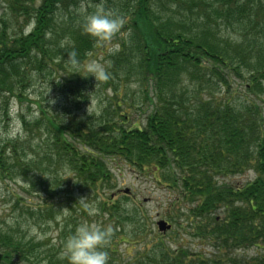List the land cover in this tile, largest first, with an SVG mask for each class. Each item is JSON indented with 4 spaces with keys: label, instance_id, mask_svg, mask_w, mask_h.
<instances>
[{
    "label": "trees",
    "instance_id": "16d2710c",
    "mask_svg": "<svg viewBox=\"0 0 264 264\" xmlns=\"http://www.w3.org/2000/svg\"><path fill=\"white\" fill-rule=\"evenodd\" d=\"M100 3L117 5L124 21L119 50L108 56V81L72 73L65 61L73 47L85 61L98 45L80 25ZM0 6V121L6 125L16 104L20 131L0 140V179L19 178L41 193L38 204L26 206L34 219L56 224L67 208L59 227L66 237L60 228L73 227L74 213H83L65 190L66 178L99 197L113 231L125 223L142 229L134 218L139 209L112 195V165L125 167L176 193L164 217L198 247L186 251L178 234L174 246L153 239L129 264H264V0H0ZM232 78L246 95L229 92ZM130 80L143 89L127 105L121 81ZM95 84L111 89V97L98 113L81 115ZM44 88L55 93L56 108L44 105ZM146 104L143 122L131 121V110ZM247 173L246 181L234 180ZM38 245L0 231V264H65L58 250L40 255ZM107 251L115 264L109 245Z\"/></svg>",
    "mask_w": 264,
    "mask_h": 264
},
{
    "label": "rangeland",
    "instance_id": "374dc122",
    "mask_svg": "<svg viewBox=\"0 0 264 264\" xmlns=\"http://www.w3.org/2000/svg\"><path fill=\"white\" fill-rule=\"evenodd\" d=\"M107 8V10L114 12L118 10L117 5L115 7L108 6ZM2 13L3 7L0 6V15ZM120 36L121 30L115 35L114 41L116 42ZM108 47V44L98 42L96 48L89 56H87L85 61L89 58H98L101 56L108 60V56L112 53L108 51ZM121 82L126 84V94L123 95V99L126 104L130 105L131 103H137L138 90L139 88H143L139 87L133 80H130L129 82ZM229 85L230 93L234 92L238 97H240L241 94L246 95L245 90L242 89V83L239 79L232 78ZM44 89V96H42V99H44V105L56 108L58 102L54 98L55 93L48 88ZM100 89V86L95 84L93 90L96 94H92L88 104H86L80 111L81 115L98 113L99 109L106 104L104 101L108 97H111L110 95L112 94V90L109 88H103V90ZM220 97L224 100L228 96L226 93H223ZM99 100H101V102ZM99 102L104 104L101 106L99 105ZM23 107H25V104ZM16 108V104H13L11 108L10 120L6 121V125L0 121V140L6 138L7 136L13 137L18 132L20 133ZM145 109H147V104L143 105L142 109L139 111L136 109L131 110V115L129 116L131 121H135L136 123L143 122L145 115L148 113ZM112 167V171L116 177V187L112 190V195H114L116 199H125L123 203L126 204V208L133 209V207L136 206L139 210H136L137 214L134 218L135 220L140 219L143 225H145L142 229H138L133 225L125 223L124 225L122 224L123 230L120 227V231L122 232H119V230L113 231L111 236L112 240L108 243V245L111 247L112 251L109 253V256L113 258L115 264H129L130 260H132L131 256L141 255L144 249L147 251L152 248L153 239L160 238V240L174 246L173 243L177 241V234L182 235V244L185 245L184 249H186V251L189 252L198 250L197 245L195 247L196 242L193 238L184 232L182 234L180 232L181 230H175V227H173L170 232L164 234L157 231L156 222L160 219L167 221L164 215L167 213V206L176 197V193L154 185L150 178L139 176L125 167L120 170L114 165H112ZM248 177H252V175L248 173L238 175L234 177V180L242 182L246 181ZM64 183L66 192H70L76 200L83 197L87 198L89 202H94L98 212L95 216L88 217L82 210L79 201H77V207L80 208L83 213H80L79 211L74 213L76 219L75 225L68 229H63V227H61L60 229L62 230V235L67 236L74 229V227L83 220L105 225L106 216L104 217L103 213H101L98 208L99 197L88 196L86 192L78 189L75 183L70 181V179H65ZM124 191H127V193L125 194ZM39 193V191L28 188V186H26L19 178H15L14 180H12V178L0 179V231H8L9 233L24 237L25 241L33 240L35 243H38L39 247L37 252L40 255L49 249H55L59 252L63 241L59 232L60 219L66 214L67 208H63V215L56 222V224L48 221V219H45V221H38L37 219H34L32 215L29 214L26 206H35L38 204L40 202L41 194ZM66 201L69 202L70 198ZM180 206L183 207V205ZM77 207L76 210H78ZM24 208L27 209L26 212H24ZM124 242H128L130 245ZM43 257L44 256H41V259H44Z\"/></svg>",
    "mask_w": 264,
    "mask_h": 264
},
{
    "label": "clouds",
    "instance_id": "9594fccd",
    "mask_svg": "<svg viewBox=\"0 0 264 264\" xmlns=\"http://www.w3.org/2000/svg\"><path fill=\"white\" fill-rule=\"evenodd\" d=\"M124 21L116 12L107 10L103 4H97L94 11L86 12L82 16L81 31L97 42L108 44V51L119 50V43L114 41L115 35L121 30ZM69 44L70 38L65 37ZM66 63L72 73L83 70L85 78L92 76L95 81H108L111 78L110 61L102 56L81 61L75 48L67 53ZM71 73V74H72ZM66 179V178H65ZM80 206L88 217L98 212L94 202L87 198H79ZM113 228L110 224L101 225L88 220L78 223L63 239L58 259L65 264H108L107 245L110 242Z\"/></svg>",
    "mask_w": 264,
    "mask_h": 264
},
{
    "label": "water",
    "instance_id": "95a60500",
    "mask_svg": "<svg viewBox=\"0 0 264 264\" xmlns=\"http://www.w3.org/2000/svg\"><path fill=\"white\" fill-rule=\"evenodd\" d=\"M125 193H127V191H124ZM157 230L160 233H165L166 231L170 230L171 226L169 224L166 223V221L164 220H159L157 223Z\"/></svg>",
    "mask_w": 264,
    "mask_h": 264
}]
</instances>
